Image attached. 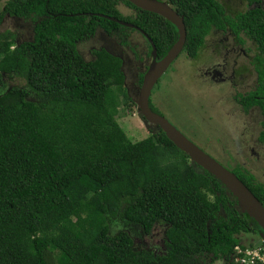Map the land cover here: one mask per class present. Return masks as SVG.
I'll use <instances>...</instances> for the list:
<instances>
[{"label": "trees", "instance_id": "1", "mask_svg": "<svg viewBox=\"0 0 264 264\" xmlns=\"http://www.w3.org/2000/svg\"><path fill=\"white\" fill-rule=\"evenodd\" d=\"M168 1L186 26L181 54L197 59L211 31L229 27L264 55L261 7L232 19L216 0ZM1 5L0 27L7 14L35 27L33 39L20 45L12 32L0 35V84L4 75L26 83L0 94V264H234L236 246L264 244L237 200L165 132L141 116L155 127L148 138L134 142L126 135L117 118L137 103L125 86L122 60L104 48L89 61L78 51L99 29L118 35L128 29L101 14L142 29L160 59L178 39L171 22L127 0ZM257 60L255 95L263 98L244 99L264 110V58ZM233 173L264 205V185L249 172ZM158 226L164 249L137 245L136 235H151ZM243 235L260 242L244 245Z\"/></svg>", "mask_w": 264, "mask_h": 264}, {"label": "flooded vegetation", "instance_id": "2", "mask_svg": "<svg viewBox=\"0 0 264 264\" xmlns=\"http://www.w3.org/2000/svg\"><path fill=\"white\" fill-rule=\"evenodd\" d=\"M160 1L169 3L168 0H160ZM216 1L222 6V10L224 11V16L225 17L228 16L232 19H235L240 13H244L247 10L253 9L255 7H261L262 9H264L263 8L264 0H259L257 2H251V0H216ZM134 13L136 14L135 11ZM8 19L11 20L13 23H15L16 27L19 26L20 28L22 26H20L19 22L23 21L22 19L26 20L25 18L22 17H15V16L10 17L7 14L6 18L3 20V24ZM32 24L34 25L32 29L27 33V35H25L22 32V30L19 31L15 27V30L12 33L15 36V40L18 43V45L26 41H31L33 39V34H34L33 30L35 27V22H33ZM132 25L133 27H127L128 29L125 30L124 33H122L121 35H118L115 32L108 34L103 30L100 29L97 30L93 35V37H91V39H89L88 41L98 39L100 41V44L93 46V48L88 52L89 54L81 50V46L85 44L79 43L77 46L80 54H82L83 58L88 61L89 59L94 58L93 55L94 50H99L102 48L106 49L111 54L119 57L122 60L121 69L125 74V86L127 88H129V85L133 86V88L137 91V95H138L139 89L142 85L144 74L147 72L149 64L151 62L152 51H151V55L149 56L148 46L149 45L151 46L149 42L150 39L149 36L138 26L134 24ZM99 34H101L102 36L100 37ZM241 37L244 38L243 43L240 42ZM206 39H207L206 45L203 48L202 52L200 53V56L197 58V61L199 59L207 60L206 64H208L209 67L203 73L195 72L194 74L195 79L199 85H204L208 89H211L212 87H220V86L225 87L224 91L221 92L220 94L225 99L223 101L224 102L223 105H221V108H223V115L227 114L233 124H236L239 118H245L241 120V123H244V125L246 124L251 125V122L260 124V130H259L261 131L260 136L255 137L253 134L254 137L249 139L251 140L250 148L248 147L246 149V152L250 149L251 152H247V153L251 154L257 166L262 165L263 167L262 171L264 172V139L261 138V135L264 132V126H263L264 110L261 107V105L256 103H252L251 105H248L247 104L248 101L245 100H250V99H244L253 96L257 101H260L263 98L255 94L257 93L260 85V78H259V72L257 71V66L261 65V62H259L260 60H257V58L258 57L264 58V55L259 51L258 45L254 43V41H252L249 36L246 35L242 36V33L236 34L229 27H226L225 29L222 30L213 29ZM109 41L114 42L117 45V47L115 46H112L113 48L109 47L108 45ZM209 51L211 52V54H209L210 56L207 55V52ZM130 54L135 59L134 62H136L135 64L136 69L132 77V81L129 84L128 74L126 73L127 72L126 65ZM201 54H203L202 57ZM180 56L181 54L177 59H179ZM218 61H219V66H217ZM175 62L169 68L171 69L174 68ZM262 65H264V62L262 63ZM168 70L164 75L168 73ZM152 92L154 93V89ZM136 98L137 96L134 98L135 101ZM226 101L230 102L231 106L230 105L227 106L228 104ZM229 109L231 113H227ZM159 113L160 115H162L160 110ZM210 140L215 142L214 139L213 140L210 139ZM210 140L207 141L205 146H209L211 144ZM219 146L220 144L211 145V149H213L214 151L217 150L218 154H220V155L216 154L215 157L212 155V157L216 159L218 162H220L221 160L223 163L221 162L220 163L223 166H225L232 172L235 169H240L242 170V172H246V173L249 172L251 174L253 171H255V167L249 166L246 164V162L241 160L242 158H244V156H241V154H243L242 149H244L243 145L240 146L238 143L235 142L234 147H230V149H226V152L224 148L221 149ZM234 148L238 152L235 151ZM231 150H234V153L236 152L237 154H233ZM257 180L261 181L259 179ZM261 184L264 185V182L262 181ZM161 249H164L163 243L160 250Z\"/></svg>", "mask_w": 264, "mask_h": 264}, {"label": "rangeland", "instance_id": "3", "mask_svg": "<svg viewBox=\"0 0 264 264\" xmlns=\"http://www.w3.org/2000/svg\"><path fill=\"white\" fill-rule=\"evenodd\" d=\"M2 5L0 6V9L2 8ZM22 20L23 21L19 22L20 26H22V29L18 25V27H16L15 23H13L11 20H6L5 23L0 27V35L14 32L15 27L19 31L22 30V32L27 35L34 24H32L33 22L29 19ZM99 36L101 37L102 35L99 34ZM99 44L100 41L98 39L92 40L85 43V45H82L81 50L89 54L88 52L93 48V46ZM108 45L111 48H113L112 46L117 47V45L112 41H109ZM202 56L203 54H201V57ZM134 61L135 59L130 54L126 65V73L128 74L129 84L132 81V77L136 69V62ZM175 61L176 62L174 64V68H169L168 73L160 79V82L154 88V93L152 92L151 97V100H153L154 102L153 105L155 106V108L159 109L161 114L169 119V121L173 125H175L186 137H188L189 139L192 138V142L196 143L210 156L213 155L215 157L216 154H218V151H214L213 149H211V145L220 144V146L223 145V148L224 146L226 148H229V143L233 141L228 142V145L226 142L222 143L211 141L210 136L208 135V128H206L205 126L202 127L198 121L200 119L202 121L210 123L212 130L216 127H219L217 124L213 125L214 123H216L218 118H212L210 116L213 113V111H210V108L214 103H219V108L221 109V99L224 98H220V92H223L225 87L220 86L208 89L204 85H199L194 76L195 70L187 63V56L185 54H181L180 58ZM217 63V66H219V61ZM205 69L206 68L202 67V65L198 67V70L201 73L205 72ZM3 82V85L0 84V94L5 93L13 86L26 85V83L22 79L17 78L14 75H4ZM128 90L134 98L137 96V91L133 88V86L129 85ZM29 99L34 101L35 96L31 95ZM227 104H230V102H227ZM227 113H231L230 109L227 111ZM216 116H218V114H216ZM222 117L224 120L229 118L227 114L223 115ZM117 120L120 126L125 130L126 135L134 142H139L147 139L149 134L155 129V127H150L146 124V122L143 121L138 108H134L133 112L130 114L127 111L122 112V115L118 117ZM208 140H210L211 144L209 146H205ZM237 143L239 144V142ZM242 145L245 150L242 149L243 154H241V156L248 157L249 154L246 152V149L248 147L250 148L251 140L247 139L246 141H241V146ZM224 150L226 152L225 148ZM231 151L233 154H237L236 152L234 153V150ZM220 162L223 163L221 160ZM257 174L260 177L263 176V172L261 171H259ZM119 229L120 228H114L113 231L116 232ZM163 229L164 228H162L161 226H158L151 235H146L144 237L136 235L135 240L137 245L151 247V249H153L154 251H159L162 246V241L164 240ZM255 241L260 242L258 239H256V237Z\"/></svg>", "mask_w": 264, "mask_h": 264}, {"label": "water", "instance_id": "4", "mask_svg": "<svg viewBox=\"0 0 264 264\" xmlns=\"http://www.w3.org/2000/svg\"><path fill=\"white\" fill-rule=\"evenodd\" d=\"M137 8L157 14L171 22L178 31V39L170 48L167 54L158 59L157 49L149 39L152 47V58L147 72L144 74L142 85L139 89L136 103L140 115L148 124L153 125L165 132L169 140L175 146L186 153L191 162L209 172L227 189V191L237 200V208L241 213H246L260 228V238L264 241V205L249 190V188L228 168L199 148L188 139L175 125L164 116L154 112L150 107V97L154 87L164 76L168 68L182 53L186 43L187 32L184 19L173 7L160 0H127ZM126 27H133L132 24L117 20L113 17L97 14Z\"/></svg>", "mask_w": 264, "mask_h": 264}, {"label": "crops", "instance_id": "5", "mask_svg": "<svg viewBox=\"0 0 264 264\" xmlns=\"http://www.w3.org/2000/svg\"><path fill=\"white\" fill-rule=\"evenodd\" d=\"M209 49V48H208ZM211 54V52H207V55ZM202 61V62H201ZM187 63L193 67V69L195 70V72H199L198 67H200L202 65V67L204 68H208L209 66H207V60H198L197 59H191V58H187ZM205 69V70H206ZM221 94V92H220ZM220 98H223L220 95ZM208 100V99H207ZM223 100L221 99V105H223ZM230 104H228L227 106H229ZM210 111H213V113L210 115L212 118L217 117L218 120L216 121V123H214L213 125H218L219 127H216L215 129H211V124L206 122V121H202L199 119L198 122L201 123V126H205L206 128H208V135L210 136V139H214L215 142H226L228 145L229 143V148H226L224 146L225 149H230V147H234L235 142H239V145L241 146V141H246L247 139H251L254 136L255 137H259L260 136V124L259 123H253L251 122V125L246 124L244 125V123H241L242 119L245 118H239L237 120L236 124H233L230 118L227 119H223V108H219V103H214L211 108ZM215 114V115H214ZM216 114H218V116H216ZM250 122V121H249ZM254 134V136H253ZM224 136V138H223ZM221 149L223 148V145L219 146ZM235 149V148H234ZM235 151H237L235 149ZM238 152V151H237ZM247 152H251L250 149ZM250 154V153H249ZM242 161L246 162L247 165L255 167V171L252 172V174L254 175V177L261 181L258 182H264V172L262 171V165L261 166H257V164L255 163L254 159L252 158L251 154L248 157H244L241 159ZM257 166V167H256ZM259 167V168H258ZM261 171L263 172V176L260 177L257 173ZM242 238V242L244 245H248V244H253L256 243L255 239L252 236H247V235H243L241 236ZM214 264H230L228 263L227 260L225 259H221V260H217Z\"/></svg>", "mask_w": 264, "mask_h": 264}, {"label": "built area", "instance_id": "6", "mask_svg": "<svg viewBox=\"0 0 264 264\" xmlns=\"http://www.w3.org/2000/svg\"><path fill=\"white\" fill-rule=\"evenodd\" d=\"M233 262L234 264H264V244L255 247L236 246Z\"/></svg>", "mask_w": 264, "mask_h": 264}, {"label": "clouds", "instance_id": "7", "mask_svg": "<svg viewBox=\"0 0 264 264\" xmlns=\"http://www.w3.org/2000/svg\"><path fill=\"white\" fill-rule=\"evenodd\" d=\"M264 242V241H263Z\"/></svg>", "mask_w": 264, "mask_h": 264}]
</instances>
